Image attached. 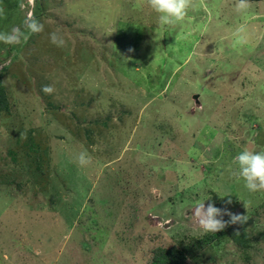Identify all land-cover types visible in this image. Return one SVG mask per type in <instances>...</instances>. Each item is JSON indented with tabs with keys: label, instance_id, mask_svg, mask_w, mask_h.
I'll list each match as a JSON object with an SVG mask.
<instances>
[{
	"label": "rangeland",
	"instance_id": "rangeland-1",
	"mask_svg": "<svg viewBox=\"0 0 264 264\" xmlns=\"http://www.w3.org/2000/svg\"><path fill=\"white\" fill-rule=\"evenodd\" d=\"M236 3L194 0L162 26L147 0H0V32L43 25L0 42V264H151L212 233L203 201L249 219L187 264H264V190L235 162L264 151V0Z\"/></svg>",
	"mask_w": 264,
	"mask_h": 264
},
{
	"label": "clouds",
	"instance_id": "clouds-1",
	"mask_svg": "<svg viewBox=\"0 0 264 264\" xmlns=\"http://www.w3.org/2000/svg\"><path fill=\"white\" fill-rule=\"evenodd\" d=\"M147 5L150 9L158 14V23L162 26H173L184 20L189 8L194 7V0H147ZM250 7L249 0H237L235 11L237 13H246ZM24 29L27 33H39L43 31V25L39 23L34 15L25 19ZM26 31L21 27H13L9 32H0V42L5 44H20L21 41H26L29 37ZM233 47L243 46L247 43V27L244 24L238 25L234 30ZM50 40L57 47L64 46V39L59 34L53 32L50 34ZM130 51H133L130 49ZM10 61H5L0 64V70L7 67ZM43 91L46 94H51L54 89L51 85L43 86ZM75 162L80 167H86L91 163V157L88 152L81 151L76 157ZM235 162L238 163L239 172L237 175L245 182V187L250 192H257L264 190V151H251L244 149L240 152ZM228 204H231V199H228ZM247 204L244 203L247 209ZM192 215L201 229L205 232L217 233L227 227L229 224H244L249 219L248 215L234 214L228 211L227 208L221 209L209 203L207 207L204 201L195 205ZM227 215L230 219L225 221L223 217ZM238 234V233H237Z\"/></svg>",
	"mask_w": 264,
	"mask_h": 264
},
{
	"label": "trees",
	"instance_id": "trees-1",
	"mask_svg": "<svg viewBox=\"0 0 264 264\" xmlns=\"http://www.w3.org/2000/svg\"><path fill=\"white\" fill-rule=\"evenodd\" d=\"M263 0H249V3H258ZM10 104L2 76L0 75V113H9ZM227 221L226 219H224ZM229 224L217 233H210L201 238L191 239L181 248H158L151 260V264H187L188 260L196 259L205 249L221 241L229 230Z\"/></svg>",
	"mask_w": 264,
	"mask_h": 264
},
{
	"label": "crops",
	"instance_id": "crops-1",
	"mask_svg": "<svg viewBox=\"0 0 264 264\" xmlns=\"http://www.w3.org/2000/svg\"><path fill=\"white\" fill-rule=\"evenodd\" d=\"M258 3H260V2H258Z\"/></svg>",
	"mask_w": 264,
	"mask_h": 264
}]
</instances>
